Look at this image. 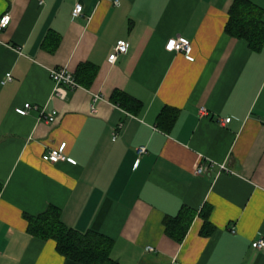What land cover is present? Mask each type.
<instances>
[{
    "label": "crops",
    "instance_id": "0c3cea01",
    "mask_svg": "<svg viewBox=\"0 0 264 264\" xmlns=\"http://www.w3.org/2000/svg\"><path fill=\"white\" fill-rule=\"evenodd\" d=\"M249 1L264 23V0ZM233 2L0 0L10 17L0 31V264H83L29 231L26 217L50 208L65 227L109 238L118 264H264L251 247L264 237V45L225 32ZM176 37L192 60L165 49ZM118 40L128 50L109 63ZM86 63L89 86L57 97L50 69L75 76ZM116 91L134 106L111 102ZM165 107L177 109L168 131ZM62 144L71 160L42 159ZM182 210L191 219L178 242L164 221Z\"/></svg>",
    "mask_w": 264,
    "mask_h": 264
},
{
    "label": "trees",
    "instance_id": "16d2710c",
    "mask_svg": "<svg viewBox=\"0 0 264 264\" xmlns=\"http://www.w3.org/2000/svg\"><path fill=\"white\" fill-rule=\"evenodd\" d=\"M261 9L249 0H234L229 10L225 32L232 37L244 39L254 51H259L264 45V23L261 20ZM96 68L82 64L75 72V80L80 87L87 88L94 78ZM110 101L122 108L131 109L135 101L124 92L116 91ZM131 107V108H130ZM177 116V109L163 108L158 116V126L168 131ZM208 211L202 212L204 227L201 233L209 235L213 232L208 223ZM29 231L43 239H52L57 251L68 259L83 264H118L111 258L112 241L98 233L88 231L79 233L65 227L59 220L57 209L50 208L47 212L36 217H26ZM189 211L182 210L174 217L164 221L165 232L176 241H182L190 223Z\"/></svg>",
    "mask_w": 264,
    "mask_h": 264
},
{
    "label": "built area",
    "instance_id": "2783aa9c",
    "mask_svg": "<svg viewBox=\"0 0 264 264\" xmlns=\"http://www.w3.org/2000/svg\"><path fill=\"white\" fill-rule=\"evenodd\" d=\"M118 0H114V3H117ZM82 11V5L77 3L75 5V8L73 9V15L74 16H78ZM10 23V17L8 14L3 15L0 18V31L4 30ZM128 43L124 40H118L114 46V51L113 53H111L108 57V62L109 63H114L118 54H122V53H126L128 50ZM165 49L167 51H175V52H181L184 53V55L186 56V58L192 60L193 57L190 55L191 54V43L189 40H187L184 37H176V38H172L170 39L166 45H165ZM50 77L53 81L54 84V91H55V95L59 98H65L66 96V91L69 90H75L77 89L79 86V84L76 82L74 75L72 74V72H70V70L67 67H59V68H55V69H50ZM12 76L10 73H7L5 75L4 80L2 81V83L4 82H9L11 81ZM98 99H100L99 95H94L93 97V103L97 102ZM92 111L95 112V105L92 104ZM32 108V106L30 104H25L23 107H19L16 108L15 111L16 113L20 114V115H27L30 111V109ZM204 110V109H202ZM43 112H45L46 118L48 119L49 122L54 121L57 112L56 111H52V112H46L45 110H43ZM230 118H226L224 119L223 122H229ZM65 144L60 145L57 148H53L50 149L48 151H46V153H44L42 155V159L44 161H48L51 163H56L58 161H69L71 159H68V157L65 155L64 153V149H65ZM146 151L144 146H140L137 149V153L138 155L143 154ZM221 168H224L223 166ZM204 167H199L198 169H196V174H201L203 171ZM251 247L257 250H263L264 249V237H259L258 239L254 240L251 243Z\"/></svg>",
    "mask_w": 264,
    "mask_h": 264
}]
</instances>
